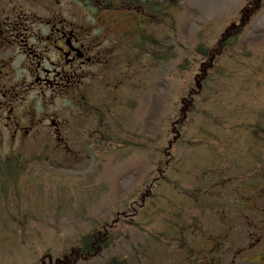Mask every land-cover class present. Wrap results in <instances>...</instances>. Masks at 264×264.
<instances>
[{
    "label": "rangeland",
    "instance_id": "rangeland-1",
    "mask_svg": "<svg viewBox=\"0 0 264 264\" xmlns=\"http://www.w3.org/2000/svg\"><path fill=\"white\" fill-rule=\"evenodd\" d=\"M79 8L84 10L81 4ZM247 8L248 0H184L177 8L171 9L175 28L172 42L174 45L178 42L177 55L144 77L143 87L137 93L125 86L118 88L115 95L117 101L133 104L132 108H122L125 112L119 109L124 114L127 130L148 138L164 135L167 118L171 114L177 120L174 114L178 110L179 97L192 85L198 73L194 70L181 74L177 70L178 63L186 56L191 57L192 49L200 40L212 43L227 26L240 23ZM116 16L108 14L104 18L112 25L118 23ZM118 17L123 20L121 26L126 22H137L127 15ZM128 31L125 32L126 43L131 38ZM241 41L246 45L247 57L239 56L238 62L224 64L223 82L214 85L217 92L208 98L205 106L209 114L203 113L188 130V138L179 146V155L175 158L178 173H171L169 178H148L154 156L151 150L117 148L104 153L102 148L96 150L85 144L82 139L89 117L81 109L75 124L70 127L73 143L69 147H57L51 143L47 148L29 145L22 149L26 156L43 154V160L25 176L22 196L16 200L14 195L12 203V217L22 219L27 212L28 227L22 230L15 228L18 227L16 224L11 226L0 205V264H41L46 252L54 258H63L78 237L89 231L94 219H113L118 211L126 209V205L132 202V193L134 202L131 204L135 205L130 211L135 213L140 225H124L128 237L121 238L100 257L78 264H106L114 256H123L133 262L143 253L151 264H194L187 251L178 248L174 241L166 246L164 243L153 244V240L159 236L169 242L171 231L167 230L165 223L171 224L172 216L176 214L172 213V203L173 207H178L181 218L184 210L186 221L194 218L201 222L202 229L193 232L192 249L209 248L213 239L227 231L210 209L216 200H205L206 197L200 195V202L194 203L186 191L194 190L195 184H200L196 175H201L204 170H220L221 136L235 141L232 132L237 123L247 121V125L251 124L264 113V8L250 20ZM121 59L119 46L115 44L105 66L95 70L87 79L84 87L86 100L100 104L107 100L103 86L107 81L119 84L120 76L116 70ZM261 69L263 77L255 76ZM65 111L71 112L70 109ZM252 114L259 115V118ZM202 126L205 128L201 129ZM204 137L206 139H202ZM203 141L205 143L201 144ZM235 153L233 156L231 152L224 166L234 163L237 151ZM246 177L248 183L244 197L240 198L249 200L254 192H264V181L255 180L251 175ZM202 186L207 188L209 184L202 183ZM239 196L235 195L231 211L235 228L231 233V251L223 257L226 258L224 264L238 263V247L249 249L255 234L248 228V221L264 218L262 209L252 211L241 205ZM141 198L143 205L139 206ZM16 202L20 203L21 216L17 214ZM202 203L205 207L200 208ZM261 231L257 230V233Z\"/></svg>",
    "mask_w": 264,
    "mask_h": 264
},
{
    "label": "trees",
    "instance_id": "trees-1",
    "mask_svg": "<svg viewBox=\"0 0 264 264\" xmlns=\"http://www.w3.org/2000/svg\"><path fill=\"white\" fill-rule=\"evenodd\" d=\"M141 1L146 10L152 14L153 19L147 22L144 21L140 29H135L133 41L128 46L126 57L123 61L120 74L121 85L113 83V89L105 95L107 100L102 104L96 103L91 108L90 112L94 121L89 127L86 141L96 150L102 148L104 153L109 151V149L117 148L122 150L128 148L151 150L154 156L151 158L152 171L148 173V178H158L160 180L164 177L169 178L171 173L177 172L175 158L179 155V146L184 142L185 138H188V130L194 127L196 120L201 118L203 113L209 114L205 110V106L208 98L214 96L217 92V88L214 91V85L219 86L223 82L221 79L225 77L223 73L224 64L238 62L239 59L237 57L239 56L247 57L246 45L241 41V36L250 20L264 8V0H248V8L242 14L240 23H232L227 26L215 37L216 39L212 43H208L204 39L200 40L192 49L191 57L186 56L181 59L177 65L179 73L188 74L194 70L198 73L193 79L192 85L187 87L179 97L178 110L174 114L177 120L172 118L173 115L170 114L166 120L167 125L164 135L158 134L153 138L141 137L137 132H131L126 129L124 114L119 109L132 108L133 104L122 100L117 101L115 96L117 90L114 89L127 86L137 93L143 87L144 77L159 69L162 63L173 59L177 55L178 42L175 45L172 42L175 28H173L174 17L171 9L177 8L178 4L184 0ZM195 65L197 66L195 67ZM262 71V69L257 71L255 76H261L262 78L263 76L260 73ZM244 112L245 114L248 113L246 110ZM114 114H116V117ZM252 115L259 118L257 114ZM239 127L240 141L244 143L246 154H253L264 146V113L259 120L251 124L247 125V121L244 123L242 121ZM204 128L202 126L201 129ZM202 139H206V137ZM227 140L225 144H230L231 139ZM204 143L203 141L201 144ZM39 160L40 158H28L21 154L0 159L1 194L4 196L5 202L8 200V188L13 189L16 200H20L23 191V177L28 174L32 166L36 165ZM228 172L229 170L222 171L221 166L219 171L204 170L201 175H196L200 184L196 183L195 186L197 185V187L194 190H187V195L194 203L200 202V195H202V198L206 197L205 200H218L225 190L226 180H228V178L224 179L222 175H226ZM258 174H264V166ZM231 178L233 176H229V179ZM202 183H208L209 186L204 188ZM209 193L211 196H208ZM130 199L134 202L133 193L130 195ZM132 202L126 205V209L118 211L113 219H109V217L94 219L89 231L78 237L72 248L67 251L66 257L56 258L53 261H48L47 264H77L81 260L99 257L104 250L114 247L121 238L128 237L127 232L124 230V225L136 227L140 225L137 224L139 222L134 217L135 213L130 211L135 205L131 204ZM203 203L199 205L200 208L205 207ZM19 204L16 202L17 214L21 216L22 211ZM141 205H143V198H141L139 206ZM208 205L211 204L208 203ZM171 206L172 213L176 214L172 216L171 224L169 222L165 223L167 224V230L171 231L169 239L174 238L182 245L184 243L182 242L183 238L190 236L186 229L191 230V227L186 224L191 221L196 224L198 221L194 218L186 221L188 218L185 217L184 210L181 218L178 207L175 205L173 207V203ZM211 207H214V205ZM210 209L215 213L214 209ZM7 213L10 215V223L18 225L15 228L24 230L22 226L28 222V213L25 212L22 219L15 215L11 218L12 213L9 211ZM161 242L165 245L168 244V242L161 240L159 236L153 240L154 244ZM219 247L218 244L217 248L219 249ZM47 253L49 252H46L43 255L44 257L42 256L41 264H43ZM209 255L210 257L213 256L211 253ZM106 264H146V262L142 258H136L133 262H130L126 257L114 256Z\"/></svg>",
    "mask_w": 264,
    "mask_h": 264
},
{
    "label": "flooded vegetation",
    "instance_id": "flooded-vegetation-1",
    "mask_svg": "<svg viewBox=\"0 0 264 264\" xmlns=\"http://www.w3.org/2000/svg\"><path fill=\"white\" fill-rule=\"evenodd\" d=\"M109 1L0 0V158L13 157L29 145L73 143L70 127L85 103L87 79L105 66L116 42L127 40V28L118 18L112 25L104 18L119 13ZM81 3L101 10L80 9ZM132 12L145 18L140 8ZM244 206L264 214V192H254ZM222 224L235 228L232 218ZM248 225L255 235L249 249H236L237 264H264V218ZM225 241L216 249L223 257L232 247L225 248ZM225 260L206 253L198 264Z\"/></svg>",
    "mask_w": 264,
    "mask_h": 264
}]
</instances>
